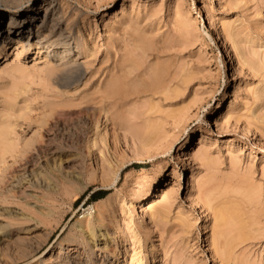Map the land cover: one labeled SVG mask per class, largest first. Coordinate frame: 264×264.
Here are the masks:
<instances>
[{"label": "rangeland", "instance_id": "rangeland-1", "mask_svg": "<svg viewBox=\"0 0 264 264\" xmlns=\"http://www.w3.org/2000/svg\"><path fill=\"white\" fill-rule=\"evenodd\" d=\"M44 1L81 73L59 81L17 41L0 54V229L31 233L0 264H264V0ZM121 70L130 95L109 100ZM88 220L116 233L107 252Z\"/></svg>", "mask_w": 264, "mask_h": 264}, {"label": "bare ground", "instance_id": "bare-ground-1", "mask_svg": "<svg viewBox=\"0 0 264 264\" xmlns=\"http://www.w3.org/2000/svg\"><path fill=\"white\" fill-rule=\"evenodd\" d=\"M9 9H12L13 11L5 20V22L7 23L2 25L0 22V54L2 53V51L6 49L8 45L11 44V42L17 41V44L18 42H20V46L22 50L24 49L30 50L32 48H35L37 55L38 54L44 55V58H49L55 61V63L57 64L54 66V70L60 73L59 81L64 82V81H68L72 79L78 80V78L80 77V73H81L79 72V65L76 66L71 62L70 64L68 60L66 59L68 58L70 54L69 43L65 41V38L63 37L62 32L60 30L58 32V29L56 27L57 23L54 19V13L50 7V2L44 1V2L38 3L34 7L33 0H0V21L6 15ZM38 16L40 18L38 22L39 25H37V29L33 33L32 27L36 24L34 23V21L36 20ZM45 27H47L48 33L47 34L45 33L46 35L40 36L39 32ZM214 28L216 29V27ZM217 34L219 37V43L223 47L224 52H228V48H226L224 38L222 37L221 34L219 33ZM231 49L232 50L235 49L233 42H231ZM228 57H229V63L231 64V66H234L235 58L231 54V52H228ZM130 67L132 66L130 65ZM129 72H124V71L122 72L121 70L120 72H118L120 75H116V77L113 76V78L114 77L115 78L109 81V84L104 90L105 98L109 100H117V99L121 100V99L126 98L127 95L128 96L130 95V91L126 89L127 82H128V81L126 82V80L128 79L130 75ZM153 75L155 76V79L158 77L156 72H154ZM95 110L96 109L90 106L85 107L83 109V111L88 112L89 114H92V112H94ZM4 141L6 142L7 140L4 139ZM195 141H197L195 146L200 148L205 143V137L203 135L199 136L195 139ZM4 154H5V150L0 155V165L2 164V159H3ZM184 156H191V153L187 152L186 155ZM141 162H142V159L137 154L136 157L133 159V163L140 164ZM190 180H192V175L190 176ZM19 186L20 185L18 183L12 184L10 188L8 189V192H12L13 189ZM166 193H167V189L162 188L159 191L158 193L159 195L156 198H164L166 196ZM153 206H154V202L148 201L147 203H145L143 206L140 207L141 213L146 214V213H149V211L151 212ZM10 211L11 210H8L6 208H0V215L4 213L7 215L13 214ZM90 216L91 215H89V217ZM96 220H98V217ZM220 224L221 225L223 224L225 226L228 224V221L226 219H221ZM77 228L80 233L85 234V240L88 239V241L90 242L92 252H96V251L107 252L113 247L117 239L116 233L109 234L108 232H102L101 230L96 231L93 228V223L89 220L87 222H82V221L79 222V225ZM26 234H28V236H23V237L15 236L13 238L11 234L8 233V231L1 232V229H0V252L2 254V258L0 259L3 260L4 258L8 256L4 254V251H3L4 247L12 246V244H14L15 242L22 244L24 243L25 240L28 241L30 239L29 235H31V233L29 232ZM27 250H24V249L16 250V253L14 254V256L4 261L2 264H20L19 261L24 259V257L26 256V253L32 252L31 250L30 251L29 250L27 251ZM67 250L70 251L71 249L68 247ZM28 254H31V253H28ZM101 254L102 253H99V256H101ZM46 262H49L50 264H65L61 260V255H58V253H57V256L56 254H53L51 261L50 259H45L43 261V263H46ZM35 264H40V263H35Z\"/></svg>", "mask_w": 264, "mask_h": 264}]
</instances>
